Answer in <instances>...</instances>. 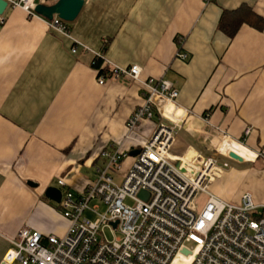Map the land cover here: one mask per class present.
<instances>
[{
    "label": "crops",
    "instance_id": "obj_1",
    "mask_svg": "<svg viewBox=\"0 0 264 264\" xmlns=\"http://www.w3.org/2000/svg\"><path fill=\"white\" fill-rule=\"evenodd\" d=\"M241 7L264 20V0H84L67 35L40 15L7 6L0 22V264L8 239L23 226L43 236L66 233L68 220L45 196L48 187L61 188L58 179L78 191L105 165L103 151L128 152L117 173L134 160L125 124L142 101V87L110 74L100 85L96 53L110 67L136 64L140 78L172 83L181 113L168 102L160 108L180 124L171 157H208L213 127L240 140L215 145L240 158L228 159L235 165L210 191L233 203L249 192L254 203H264V161L250 152L264 142V24L243 23L231 37L218 28L222 12ZM180 50L184 60L175 56ZM158 116L140 121L136 135L149 137ZM244 127L251 128L245 136Z\"/></svg>",
    "mask_w": 264,
    "mask_h": 264
},
{
    "label": "built area",
    "instance_id": "obj_2",
    "mask_svg": "<svg viewBox=\"0 0 264 264\" xmlns=\"http://www.w3.org/2000/svg\"><path fill=\"white\" fill-rule=\"evenodd\" d=\"M6 1L7 6L20 7L31 17L38 15L34 11L36 0ZM48 25L67 35L70 32L66 22L56 16ZM76 50V46L71 49L73 53ZM175 56L186 58L181 50ZM92 66L100 85L110 74L113 79L125 75L142 87V101L125 124V138L133 140L137 151L134 160L120 183L109 173L119 172L128 156L121 148L101 153L105 165L96 168L95 178L83 189L74 191L63 178L58 179L63 188L58 206L68 220L66 233L62 237L43 236L23 226L8 239L11 248L2 264H264V203H254L249 192L233 203L210 191L212 181L228 168L227 160L233 159L229 152L211 147L215 153L198 162L170 156L169 147L180 124L163 116L160 108L168 102L181 113L174 104L177 91L172 83L140 78L136 64L110 67L100 53ZM154 112L159 118L152 133L147 138L138 137L137 125ZM211 130L208 141L214 147L220 142L242 145L215 127ZM250 131L244 127L242 134ZM218 152L225 159H219ZM250 152L253 158L264 161V142ZM139 191L145 192V198L137 195ZM127 199L133 205H126ZM93 201H100L106 211L100 212L98 203L90 206ZM86 210L97 217L88 220L83 216ZM105 227L111 229L112 240L105 237Z\"/></svg>",
    "mask_w": 264,
    "mask_h": 264
},
{
    "label": "water",
    "instance_id": "obj_3",
    "mask_svg": "<svg viewBox=\"0 0 264 264\" xmlns=\"http://www.w3.org/2000/svg\"><path fill=\"white\" fill-rule=\"evenodd\" d=\"M84 4V0H56L50 5L38 3L34 7V11L46 18L52 20L54 16L58 17L64 22H72L80 13ZM7 8V1L0 0V15H2ZM136 150L131 151V154H136ZM233 159H238L233 153L229 155ZM62 192L57 187H48L45 191V196L56 203L60 202ZM140 198H145V192L139 191L137 194ZM185 252V251H183Z\"/></svg>",
    "mask_w": 264,
    "mask_h": 264
},
{
    "label": "trees",
    "instance_id": "obj_4",
    "mask_svg": "<svg viewBox=\"0 0 264 264\" xmlns=\"http://www.w3.org/2000/svg\"><path fill=\"white\" fill-rule=\"evenodd\" d=\"M243 23L257 29H261L264 24V20L256 16L249 8L241 7L234 11L222 12L218 20V28L231 37ZM66 24L69 28L67 22ZM99 63L100 61H98L94 67L97 68ZM106 71L108 72V68H106Z\"/></svg>",
    "mask_w": 264,
    "mask_h": 264
},
{
    "label": "rangeland",
    "instance_id": "obj_5",
    "mask_svg": "<svg viewBox=\"0 0 264 264\" xmlns=\"http://www.w3.org/2000/svg\"><path fill=\"white\" fill-rule=\"evenodd\" d=\"M8 9V8H7ZM7 11V10H6ZM212 142V141H211ZM208 147H209V149H210V152L211 153H215L214 152V150H213V148H215L216 149V147H214L213 146V144L212 143H210L209 141H208ZM211 147H213V148H211ZM210 153V154H211ZM217 153V152H216ZM218 158L220 159H222V157L223 156H221V155H219V152H218ZM227 162H228V164H229V166L230 167H233L235 164H234V162H232V161H230V160H227ZM123 172H120V173H116V174H111V176H113L114 177V181L116 182V183H120V179L118 178L119 176H123ZM87 175H88V177L90 176L91 177V174L90 173H87ZM221 177H223V176H221ZM221 177L219 178V179H221ZM220 182H221V180H220ZM95 203H98V204H100V212H105L106 211V207H105V205H103L100 201H93L91 204H90V206H93V205H95ZM125 204L126 205H133V202L130 200V199H127V200H125ZM60 212V211H59ZM62 212H60V214H61ZM62 215V214H61ZM83 216L84 217H86L88 220H94L96 217H97V215L96 214H94V213H92L91 211H89V210H86L84 213H83ZM68 222V221H67ZM103 233H104V235H105V237L108 239V240H112L113 239V233H112V231H111V229L109 228V227H105L104 229H103ZM115 235V234H114ZM99 236L101 237V233L99 234ZM58 237H61V236H58Z\"/></svg>",
    "mask_w": 264,
    "mask_h": 264
},
{
    "label": "bare ground",
    "instance_id": "obj_6",
    "mask_svg": "<svg viewBox=\"0 0 264 264\" xmlns=\"http://www.w3.org/2000/svg\"><path fill=\"white\" fill-rule=\"evenodd\" d=\"M177 262L176 261H173L172 264H176Z\"/></svg>",
    "mask_w": 264,
    "mask_h": 264
}]
</instances>
